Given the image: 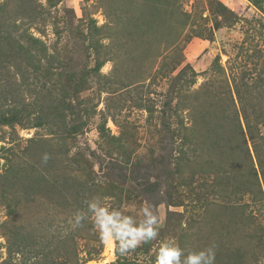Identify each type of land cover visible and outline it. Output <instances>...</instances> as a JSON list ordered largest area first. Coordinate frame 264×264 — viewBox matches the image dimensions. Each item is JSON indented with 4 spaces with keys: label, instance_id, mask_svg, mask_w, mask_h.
Masks as SVG:
<instances>
[{
    "label": "rangeland",
    "instance_id": "rangeland-1",
    "mask_svg": "<svg viewBox=\"0 0 264 264\" xmlns=\"http://www.w3.org/2000/svg\"><path fill=\"white\" fill-rule=\"evenodd\" d=\"M93 199L158 236L119 255ZM169 242L264 264V0H0V264Z\"/></svg>",
    "mask_w": 264,
    "mask_h": 264
},
{
    "label": "clouds",
    "instance_id": "clouds-1",
    "mask_svg": "<svg viewBox=\"0 0 264 264\" xmlns=\"http://www.w3.org/2000/svg\"><path fill=\"white\" fill-rule=\"evenodd\" d=\"M88 212L100 240L113 245L121 256L154 240L163 224L162 217L150 204L141 209L142 218L130 209L113 208L98 199L88 202ZM84 219L85 213L77 212L71 221L72 227L81 226ZM156 264H215V245L186 252L178 242L165 243L158 249Z\"/></svg>",
    "mask_w": 264,
    "mask_h": 264
},
{
    "label": "trees",
    "instance_id": "trees-1",
    "mask_svg": "<svg viewBox=\"0 0 264 264\" xmlns=\"http://www.w3.org/2000/svg\"><path fill=\"white\" fill-rule=\"evenodd\" d=\"M244 116H245V114H244ZM245 119H246V121L247 122H245V125H246V127L248 126L249 127V120H248V117L247 116H245ZM26 247V246H25ZM20 251H22V252H24V248L23 249H19ZM27 251H28V249H27ZM42 256V255H41ZM76 256V255H75ZM41 260V258H38V262ZM54 262V260H52L50 263H48V264H54L53 263ZM71 264H80L81 262H82V260H81V258L80 257H78V256H76V257H74V259H71L70 261H69ZM43 262H40V263H38V264H42ZM44 264V263H43Z\"/></svg>",
    "mask_w": 264,
    "mask_h": 264
}]
</instances>
